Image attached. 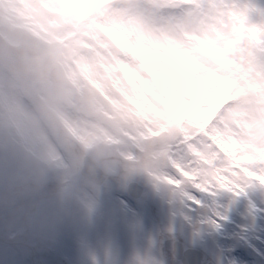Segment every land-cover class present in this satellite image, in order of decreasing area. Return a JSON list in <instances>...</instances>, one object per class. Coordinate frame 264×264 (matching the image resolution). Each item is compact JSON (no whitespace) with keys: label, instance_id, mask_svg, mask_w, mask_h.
Masks as SVG:
<instances>
[{"label":"rangeland","instance_id":"obj_1","mask_svg":"<svg viewBox=\"0 0 264 264\" xmlns=\"http://www.w3.org/2000/svg\"><path fill=\"white\" fill-rule=\"evenodd\" d=\"M15 2L25 10L33 0ZM77 7L84 41L106 78L99 93L122 102L127 126L120 135L145 157L133 171L148 193H109L99 209L85 202L81 219L54 242L50 232L25 241L22 259L166 264L169 238L201 250L203 264H212L217 241L193 244L181 220L193 193L213 203L221 196L264 203V0H80ZM235 225L219 238L225 252L232 249L227 258L260 264L264 255L240 242L246 238ZM2 238L0 218V244Z\"/></svg>","mask_w":264,"mask_h":264},{"label":"clouds","instance_id":"obj_2","mask_svg":"<svg viewBox=\"0 0 264 264\" xmlns=\"http://www.w3.org/2000/svg\"><path fill=\"white\" fill-rule=\"evenodd\" d=\"M79 3L33 0L22 10L0 0V264H27L25 241L50 232L54 242L87 201L99 209L109 193H148L133 171L145 157L120 135L122 102L99 93L106 78L84 41Z\"/></svg>","mask_w":264,"mask_h":264},{"label":"snow or ice","instance_id":"obj_3","mask_svg":"<svg viewBox=\"0 0 264 264\" xmlns=\"http://www.w3.org/2000/svg\"><path fill=\"white\" fill-rule=\"evenodd\" d=\"M193 195L194 202L189 203L185 218L181 220L191 230L193 244L205 237L217 241L221 250L215 254L212 264H236L235 260L227 258L231 255V247L225 252L224 246L219 244V238L228 234L229 226L235 225L238 217L241 218L242 226L235 225L234 230L246 238L240 242L249 250L254 248L264 255V203L253 200L250 205L243 198L230 203L226 196L217 198L213 203V198L205 194L194 192ZM260 264H264V260Z\"/></svg>","mask_w":264,"mask_h":264},{"label":"water","instance_id":"obj_4","mask_svg":"<svg viewBox=\"0 0 264 264\" xmlns=\"http://www.w3.org/2000/svg\"><path fill=\"white\" fill-rule=\"evenodd\" d=\"M137 191L142 192L143 188L140 185H138ZM131 196L135 198L139 197L137 195H131ZM174 247H175L174 254L178 259L182 261V264H200L203 257L202 253L197 252L195 250H183L182 245L178 242L174 244Z\"/></svg>","mask_w":264,"mask_h":264},{"label":"flooded vegetation","instance_id":"obj_5","mask_svg":"<svg viewBox=\"0 0 264 264\" xmlns=\"http://www.w3.org/2000/svg\"><path fill=\"white\" fill-rule=\"evenodd\" d=\"M162 250H163V253L165 254V263L166 264H180L173 257V254H172L173 246L172 245H170L168 247L162 246Z\"/></svg>","mask_w":264,"mask_h":264}]
</instances>
